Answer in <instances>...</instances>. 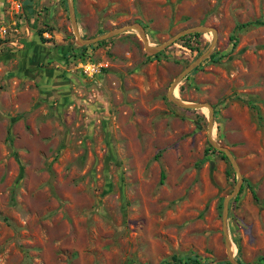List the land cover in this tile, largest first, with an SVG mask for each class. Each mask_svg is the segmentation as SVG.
Returning a JSON list of instances; mask_svg holds the SVG:
<instances>
[{"label":"rangeland","instance_id":"obj_1","mask_svg":"<svg viewBox=\"0 0 264 264\" xmlns=\"http://www.w3.org/2000/svg\"><path fill=\"white\" fill-rule=\"evenodd\" d=\"M73 1L84 38L140 23L158 45L215 28L214 57L175 94L213 106L212 136L243 177L233 255L264 264V24L240 27L264 21V0ZM185 36L158 55L135 30L80 46L67 0H0V264H230L236 173L208 142V109L166 96L213 39ZM86 60L107 67L89 77Z\"/></svg>","mask_w":264,"mask_h":264},{"label":"water","instance_id":"obj_2","mask_svg":"<svg viewBox=\"0 0 264 264\" xmlns=\"http://www.w3.org/2000/svg\"><path fill=\"white\" fill-rule=\"evenodd\" d=\"M68 5V12L69 17L71 20V27L73 34L76 39V43L80 46L83 45H89L92 43L99 42L101 40H105L111 37H114L120 33L135 30L142 40L144 44V48L149 54H156L162 50H164L166 47H168L170 44L174 43L177 39L181 38L182 36L193 34V33H207L211 32L213 34L212 42L209 46V48L203 52L200 56H198L195 60H193L190 64H188L183 70H181L175 78L172 80V82L169 85L168 91H167V98L176 106L184 109H198V108H207L208 109V128H207V139L211 147L218 150L219 152H222L230 162L233 170L236 173L237 180L234 188L232 191L225 196L223 200L222 205V223H223V234L225 237V245H226V257L222 258L220 260L228 261L230 264H241L233 255L232 251V242L228 236V229H227V214H228V203L231 198L235 197L239 191L241 190L242 184H243V177L240 173L239 166L235 160L234 155L232 152L225 146H222L216 139L212 136L213 131V124H214V110L213 106L210 103L207 102H192V101H186L181 99L175 94V90L178 87L179 83L191 72L193 71L205 58L210 56L212 48L216 42V30L212 26H206V25H195L190 26L187 28H183L179 30L178 32L174 33L172 36L164 40L162 43L158 45H151L148 42L145 30L143 26L140 23H129L125 24L119 27L112 28L105 33H102L98 36L88 37L84 38L80 35L76 17H75V7H74V1L73 0H67Z\"/></svg>","mask_w":264,"mask_h":264},{"label":"trees","instance_id":"obj_3","mask_svg":"<svg viewBox=\"0 0 264 264\" xmlns=\"http://www.w3.org/2000/svg\"><path fill=\"white\" fill-rule=\"evenodd\" d=\"M248 24H264V21H262V20H254V21H250V22L243 23V24L240 25V27H244L245 25H248ZM196 35H198V33L191 34V36H196ZM186 37H187V36L181 37L180 40H184V39H186ZM233 38H234V37H233ZM235 41H236V40H235ZM103 42H105V41L103 40V41H100V42H98V43H103ZM85 47H86V46L81 47V48H85ZM80 54H81V53H80ZM158 54H160V52L157 53L156 55H158ZM213 57H214V53H212V54L210 55V58H213ZM82 59H83V58H82ZM198 67H199V66H197L194 70H196ZM210 148H211V147H210ZM222 156L225 157L223 154H222ZM162 177H163V173H162ZM242 188H243V186L241 187V189H242ZM250 189H251V193H252L253 197L256 199L254 189H252V188H250ZM237 197H238V195L235 196L234 198L237 199ZM220 207H221V206H220ZM172 260L177 261L178 258H177L176 256H173V257H172ZM180 260H181V259H180ZM185 260H186V262H191V263H194V264H199V263H200V260L198 259V257H197L196 255L188 256V257L185 258ZM237 260H238L239 262H241L239 259H237Z\"/></svg>","mask_w":264,"mask_h":264},{"label":"built area","instance_id":"obj_4","mask_svg":"<svg viewBox=\"0 0 264 264\" xmlns=\"http://www.w3.org/2000/svg\"><path fill=\"white\" fill-rule=\"evenodd\" d=\"M82 73L86 76L93 77L100 74L103 68L107 67L102 62L84 61L79 64Z\"/></svg>","mask_w":264,"mask_h":264},{"label":"crops","instance_id":"obj_5","mask_svg":"<svg viewBox=\"0 0 264 264\" xmlns=\"http://www.w3.org/2000/svg\"><path fill=\"white\" fill-rule=\"evenodd\" d=\"M33 59V58H32ZM32 59H30V60H32Z\"/></svg>","mask_w":264,"mask_h":264}]
</instances>
